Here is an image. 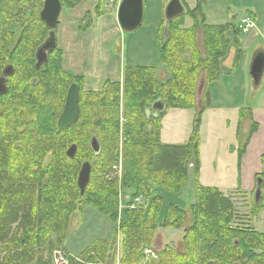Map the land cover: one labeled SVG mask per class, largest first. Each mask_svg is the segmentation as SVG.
I'll list each match as a JSON object with an SVG mask.
<instances>
[{
  "label": "trees",
  "instance_id": "trees-1",
  "mask_svg": "<svg viewBox=\"0 0 264 264\" xmlns=\"http://www.w3.org/2000/svg\"><path fill=\"white\" fill-rule=\"evenodd\" d=\"M17 1L24 6L35 1L36 5L33 10L24 11L19 19L14 0H0V75L7 65L12 67V73L6 76L7 91L0 94V264H54L53 250H65L70 216L81 213L86 205L117 222L118 186L116 181H107L103 174L114 156L100 157L101 148L95 153L90 141L92 137L100 138L112 146L113 152L120 130V102L124 120L120 183L131 197L146 195L151 199L144 212L139 207L121 209L119 263L230 264L234 259H242L262 264L264 244L249 237L255 235L262 242L264 233H245L233 227L234 211L229 198L218 188L201 186L198 181L200 117L210 104V85L220 78L221 60L227 57L230 48H234V66L240 59L242 47L236 24L205 23L202 0H197L192 10L182 3L185 9L182 14L167 23L161 15L157 27V64L164 65L169 76L158 79L155 64L125 63L121 81L104 79L93 89L84 87L83 76L62 69V50L57 44L47 53L46 60L35 66L36 51L51 31L38 17L43 0ZM81 1L60 0L61 10ZM93 1L94 12L99 16L106 1ZM186 15L193 19L190 28L181 27ZM85 18L86 15L78 26L80 31L91 23V18L86 21ZM16 24L20 25L17 35L13 29ZM197 27L203 32L202 50L196 45ZM202 73L205 103L199 108L195 104V87ZM72 82L80 86L79 115L72 126L59 129L57 119ZM157 101L165 105L164 110L156 116L149 115L147 110ZM169 109L195 110L191 131L182 144L160 141L161 118ZM246 117H249L247 108H240L237 145L230 147L237 153L238 164L249 134L256 128L250 119L249 133L241 143L240 128ZM71 144L77 146L72 158L66 155ZM93 155L98 158L92 167L89 160ZM189 159H193L190 163L194 169L196 203L191 224L183 228L182 250L166 245L156 258L143 261V251L149 247L156 227L180 228L183 224L184 211L175 202L163 209L161 192L175 198L180 196L188 177ZM84 161L90 163L91 172L80 195L77 175ZM261 162L264 167V153ZM259 180L260 198L257 202L252 199V215L264 208V170ZM4 209H9L8 214H3ZM11 223H16L12 232ZM1 229H9L10 237L2 235ZM115 238L113 230L108 239H94L76 258L70 255L68 264L106 262V249L113 247ZM254 247L262 249L260 255H256Z\"/></svg>",
  "mask_w": 264,
  "mask_h": 264
},
{
  "label": "rangeland",
  "instance_id": "rangeland-1",
  "mask_svg": "<svg viewBox=\"0 0 264 264\" xmlns=\"http://www.w3.org/2000/svg\"><path fill=\"white\" fill-rule=\"evenodd\" d=\"M105 9L104 12L108 10H115L118 5L117 0H105ZM169 0H143V20L142 25L133 30L126 31L122 30L117 26V31L112 26H107L105 30H102L101 24L104 22L103 18L95 19L93 26L89 25V28L80 31L77 29L76 24H72L74 21V7L72 8H63L58 16V22L54 29L55 40L57 46L63 51L67 52L66 55L71 57L80 63V69L86 74H91L92 72H97L99 74L98 67L102 65V76L101 79L104 80L105 76L104 70L107 68L106 59H110L113 63L114 59H120L122 66L125 63L129 64H140V65H156V77L158 79L169 76L166 67L158 63V52L156 48V36L158 33V22L161 18V15L164 14V7ZM197 0H181L182 3L188 9L192 10L196 6ZM203 6L201 7L202 14L205 16V23L209 24H221L226 22H233L236 24L237 29H240L241 17L247 14V9H253L255 12L259 11L260 15H257L258 19H261L264 16V0H202ZM14 3L18 10V18L20 15H23V12L26 10H33L35 8V1L29 3L27 6H24L14 0ZM43 4V3H42ZM19 6V9H18ZM39 8V11L41 10ZM38 10V8H37ZM200 15V14H197ZM251 15V14H249ZM85 16V15H84ZM91 16V17H90ZM39 17V13H38ZM74 17V18H73ZM91 18V13H86L85 21ZM83 19V18H82ZM82 19L78 21L77 25H80ZM184 22L182 28H190L193 24V19L191 15H186L183 17ZM253 19V18H252ZM41 20V19H40ZM254 20V19H253ZM42 21V20H41ZM43 22V21H42ZM44 23V22H43ZM18 24H20L18 22ZM14 25L13 29L16 32V35L19 33L20 25ZM91 26V27H90ZM74 27V28H73ZM202 30L200 27L196 28V45L199 50H202ZM241 39H244L247 34H241L239 31ZM233 47V46H232ZM96 48V53L94 49ZM77 50V55L75 52ZM233 51V48H232ZM254 49H246L243 51V61L241 67L238 69V72L235 76V79L239 84L245 85V92L248 93L250 97L253 91V80L249 74L250 64L253 57ZM95 53V54H94ZM95 57V58H94ZM229 53L226 58L221 60L222 74L226 73L225 71V60L228 59ZM98 64H97V60ZM71 61L69 64H72ZM69 72V71H68ZM74 72H70L75 74ZM113 76V74H112ZM6 84V81H5ZM99 87V86H98ZM97 87V88H98ZM205 91V78L204 73H202L195 87V104L197 107L203 106L205 103L204 98ZM242 97V94L235 95ZM249 97L245 99L246 108L248 109L251 106ZM216 102H226V100L218 101V95H215ZM195 110L193 109H169L167 113L161 118V134L165 142H170L173 144H182L187 140V134L189 132V126L193 121ZM247 118V117H246ZM246 118L244 120H246ZM124 120L122 117V102H120V130L117 136L116 144L114 145V150L112 152V146L106 145L105 141L101 142V139H98L101 156L104 157L106 154H109L112 158L114 156L110 168L104 171V177L107 181L112 182L116 181L118 186V219L117 222L111 221L107 216L102 213H99L95 207L86 205L84 206L81 213H73L70 216L68 224V237H66V245L63 249L65 252H70L74 254L76 258L77 253L84 249L91 241L96 238L108 239L111 237L114 230V235H116L115 243L113 247L106 249V259L102 264H120V243L119 240L120 234L118 232L119 219L122 217L121 209L126 208L129 197L131 195L128 191L125 190L123 185L120 183L122 175V164H123V138L121 135V126ZM185 124L183 131L179 129V126ZM250 124V121H249ZM250 126V125H249ZM187 132V133H186ZM164 133L166 135L164 136ZM95 135V134H94ZM170 135H175V137H170ZM247 135V134H246ZM245 135V137H246ZM166 137L168 139H166ZM227 139L228 132L224 131V126L222 125V118L220 116H214L211 111H203L200 117L199 125V158L201 159V164L203 166L202 175L199 178V184L201 186L215 187L222 192L223 196L229 198L233 206V220L232 226L239 227L240 229L245 230V233L249 231H258L264 233V209H261L256 215H252L250 210L252 209V193L255 187L259 182V174L254 176L252 179L243 177L240 181V178L237 180V175L234 171L230 173L228 170H224L221 173V170L225 168L226 165L231 167L236 159V152L230 150V147L226 143L218 142L220 138ZM244 137V138H245ZM244 139H241V143ZM236 146V145H235ZM97 155L91 157L90 163L93 167L97 160ZM242 159V157H241ZM193 159L187 161V169L191 166L190 162ZM214 162V163H213ZM200 164V165H201ZM115 165H120L121 172L120 176L118 175V170L116 171L113 167ZM199 165V170H200ZM237 166L241 167L240 164ZM192 167V166H191ZM218 170V172H217ZM120 171V170H119ZM240 171V169H239ZM188 173V170H187ZM240 174V172H239ZM199 176V174H198ZM194 169H190V174L188 175L185 186L180 193L179 197H172L171 194L161 192L163 198V209L170 202H175L184 211V220L180 228H175L173 226H158L156 227L153 237L150 241L149 247H146L151 250L155 256H150L143 251L144 260L146 261L151 258H156L158 252L166 245L173 246L177 251L182 250V234L183 228L189 226L193 220V205L196 203V188L194 186ZM239 185V189L236 188ZM249 188V189H246ZM247 191H240V190ZM126 193H125V191ZM251 190V191H249ZM124 191V192H123ZM170 195V196H169ZM149 197L143 195V205L140 206L142 212L146 211L150 202ZM9 209H4L3 214H6ZM8 214V213H7ZM13 216V215H7ZM12 218V217H11ZM11 218L9 220H11ZM3 224L6 225L4 222ZM12 224V223H11ZM9 225V224H8ZM16 223L11 225V232L15 228ZM2 235L10 237L6 229H1ZM250 233V232H249ZM56 240V238H54ZM251 241H255L258 244L263 243L261 240L254 235V237H249ZM58 252L55 254V252ZM253 251L256 255H260L262 249L259 247H254ZM62 248L53 250L51 258L54 264H68V256L64 259ZM67 252V253H68ZM62 257L61 261H57ZM232 262H239L240 264H255V262H247L242 259H234ZM231 262V263H232ZM230 263V264H231ZM264 264V262H262Z\"/></svg>",
  "mask_w": 264,
  "mask_h": 264
},
{
  "label": "crops",
  "instance_id": "crops-1",
  "mask_svg": "<svg viewBox=\"0 0 264 264\" xmlns=\"http://www.w3.org/2000/svg\"><path fill=\"white\" fill-rule=\"evenodd\" d=\"M95 4L96 2L93 0H83L79 2L76 6H74V15L76 18L73 17L74 21L72 22V24L73 25L76 24V27L78 29V26H79L77 25L78 21L82 19L84 15H86V13L89 12L92 15V21H91L92 24L90 23L91 26H93L95 19L103 18L104 22L101 24L102 30H105L107 26H112V29L114 28L117 31L118 23L116 20L115 10H108V12H103L99 14V16H96L97 14L94 12ZM246 11L250 13L251 17L254 19L253 21H254L255 27L252 30H250L248 33H244V34H247L244 39H241L240 35L238 36L239 42L241 43L242 52H241V56H240L237 66L233 65L234 48H233V51H232V48H230L229 57L228 59L224 61L226 73H224L223 75L222 74L223 72H221L220 78L210 85L209 87L210 104L208 107L205 108L206 111H211L214 114V116H220L222 118V125L224 126V131L228 132V137L227 139H224L222 137L218 140V142L226 143L228 147H231V146L236 147L235 145H237L236 127H237V119H238V110L240 108L246 107V104L244 101L247 97H249L248 93L245 92V85L239 84L237 80L235 79L238 69L242 65L243 51L253 47L254 49L253 55L257 51L264 52V16H262L261 19H258L257 15H260L259 14L260 10L255 12L253 9L252 10L247 9ZM96 51L97 50L95 48L94 52L96 53ZM66 53L67 52L62 50V62H61L62 69L69 74H72L70 72H74V70L77 71L75 72V74H72V75L83 76L85 88L96 89L99 86L100 81L102 80L101 77H103L101 74L102 65L100 64V66L98 67L99 74L97 72L86 74V72H82L81 70L79 71L80 66H81L80 63L72 59L71 57L67 56ZM75 53H76L75 54L76 56L77 50ZM106 60L109 65H107V68H105L104 70L103 75L105 76V79H109L110 81H121L122 62L120 61L119 57L118 59H114L113 63L110 59H106ZM71 61H73L72 64H69ZM98 61L99 59L96 61L97 64H98ZM124 64H125V60H124ZM216 94L218 95V101L226 100V102H216V98H215ZM239 94H242V97L235 96ZM249 100L251 102V106H249V108L247 109L249 113V117L246 118V120H243L241 123V128H240L241 137L244 139V136L247 133H249L250 119L256 123V128L254 129L253 132L249 134V138L247 140L246 146H244L243 153L240 156L239 163L241 161V167L239 168L237 166L238 156L236 153L237 157L233 165L231 167L226 165L225 168L221 170V173L224 170H228L230 173L234 171L235 175L238 174L237 180L240 178V181L242 180L243 177L252 179L254 176H256L257 174L261 173L264 170V167L261 162V155L264 153V69L262 71L259 82L256 85L253 83V91H252L251 96L249 97ZM181 110H185V109H181ZM161 124H162V121H161ZM184 126L185 124L180 125L179 129L183 131L182 129ZM162 127H163V124H162ZM189 127H190L189 128L190 130L187 135H189L191 131L192 122ZM161 130L162 128L160 129V141L164 144H173L170 142H165L163 140ZM165 135L166 133H164V136ZM170 137L171 138L175 137V135H170ZM166 139L168 138L166 137ZM231 151L236 152L235 150H231ZM200 164H201V159H200ZM191 166L188 168V175L190 174V169L193 168V166L192 167ZM202 171H203V166L201 164L200 170H199L198 181L201 175L203 174ZM236 188L239 189L240 188L239 185ZM246 189H249V188H246ZM240 191L245 192L247 190L243 189ZM221 192L224 193L225 191H221ZM68 253L74 256V254L70 252Z\"/></svg>",
  "mask_w": 264,
  "mask_h": 264
},
{
  "label": "water",
  "instance_id": "water-1",
  "mask_svg": "<svg viewBox=\"0 0 264 264\" xmlns=\"http://www.w3.org/2000/svg\"><path fill=\"white\" fill-rule=\"evenodd\" d=\"M61 10L60 0H43L42 8L39 12V18L45 23L47 27L51 29L49 36L43 41V43L38 47L36 51V63L35 66L39 67L42 62L47 58V53L54 49L55 47V34L54 28L57 25L58 16ZM184 12V7L180 0H169L164 8V17L166 23L172 18L182 14ZM143 18V0H120L116 10V19L119 27L122 30L133 31L139 27ZM264 69V52L257 51L252 57L249 74L252 77L253 83L256 85L261 77L262 71ZM12 73V67L7 65L2 75H0V94H4L7 91L5 84L6 76ZM79 84L77 82H72L68 87L65 103L63 109L57 119V127L59 129H65L72 126L79 115ZM165 105L157 101L152 109H148L147 113L154 116L158 112L163 111ZM153 110V112L151 111ZM90 147L95 152L98 153L100 145L96 137H92L90 141ZM76 144H71L67 150L66 155L72 158L76 152ZM91 166L88 161H84L77 175V186L79 188L80 195H83L85 187L87 186L90 179ZM260 184L259 180L255 194L254 200L257 202L260 198ZM232 264H240L239 262H233Z\"/></svg>",
  "mask_w": 264,
  "mask_h": 264
},
{
  "label": "built area",
  "instance_id": "built-area-1",
  "mask_svg": "<svg viewBox=\"0 0 264 264\" xmlns=\"http://www.w3.org/2000/svg\"><path fill=\"white\" fill-rule=\"evenodd\" d=\"M242 25H240V28L242 30V32H247L249 31L253 26H254V23L251 21L250 18L246 17L244 19H242ZM116 171L118 170V175L120 176V172H121V167L120 165H115L113 167ZM120 170V171H119ZM142 197L141 196H137L133 199V202L130 203L129 205V208L131 209H134L136 208L139 204L142 203L141 201ZM58 252L56 251L55 254H57ZM145 253L150 255V256H155L151 250H145ZM57 261H61L62 260V257H60L59 259H56Z\"/></svg>",
  "mask_w": 264,
  "mask_h": 264
},
{
  "label": "flooded vegetation",
  "instance_id": "flooded-vegetation-1",
  "mask_svg": "<svg viewBox=\"0 0 264 264\" xmlns=\"http://www.w3.org/2000/svg\"><path fill=\"white\" fill-rule=\"evenodd\" d=\"M254 197V196H253Z\"/></svg>",
  "mask_w": 264,
  "mask_h": 264
}]
</instances>
